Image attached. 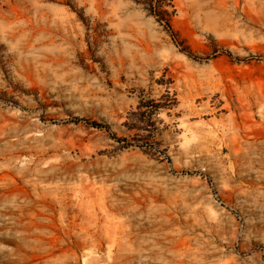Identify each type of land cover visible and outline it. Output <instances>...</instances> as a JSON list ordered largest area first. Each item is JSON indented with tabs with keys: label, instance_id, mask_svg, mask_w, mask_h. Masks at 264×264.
Here are the masks:
<instances>
[{
	"label": "rangeland",
	"instance_id": "374dc122",
	"mask_svg": "<svg viewBox=\"0 0 264 264\" xmlns=\"http://www.w3.org/2000/svg\"><path fill=\"white\" fill-rule=\"evenodd\" d=\"M148 3L0 0V264H264V0Z\"/></svg>",
	"mask_w": 264,
	"mask_h": 264
},
{
	"label": "trees",
	"instance_id": "16d2710c",
	"mask_svg": "<svg viewBox=\"0 0 264 264\" xmlns=\"http://www.w3.org/2000/svg\"><path fill=\"white\" fill-rule=\"evenodd\" d=\"M172 0H149V9L151 10L152 16L155 20L160 24H165L167 29L170 31V16L167 11H165L166 7H171ZM93 127L96 128H104L103 125H99L97 123L87 122Z\"/></svg>",
	"mask_w": 264,
	"mask_h": 264
}]
</instances>
